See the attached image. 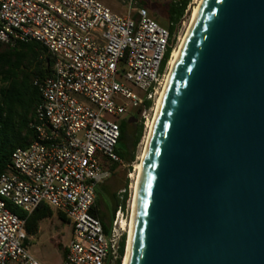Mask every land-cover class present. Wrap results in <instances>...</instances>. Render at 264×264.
I'll return each mask as SVG.
<instances>
[{"label": "water", "instance_id": "obj_1", "mask_svg": "<svg viewBox=\"0 0 264 264\" xmlns=\"http://www.w3.org/2000/svg\"><path fill=\"white\" fill-rule=\"evenodd\" d=\"M127 264H264V0L201 1L145 147Z\"/></svg>", "mask_w": 264, "mask_h": 264}, {"label": "built area", "instance_id": "obj_2", "mask_svg": "<svg viewBox=\"0 0 264 264\" xmlns=\"http://www.w3.org/2000/svg\"><path fill=\"white\" fill-rule=\"evenodd\" d=\"M137 2L126 0L121 15L99 0H0V44L35 41L51 58L50 73L34 79V139L13 150L0 175V264H41L24 244L31 239L25 219L7 203L27 214L44 204L65 217L71 232L62 264H116L120 257L124 207L108 232L91 212L96 185L110 176L97 155L124 164L115 152V118L135 108L146 128L174 49L168 29Z\"/></svg>", "mask_w": 264, "mask_h": 264}, {"label": "trees", "instance_id": "obj_3", "mask_svg": "<svg viewBox=\"0 0 264 264\" xmlns=\"http://www.w3.org/2000/svg\"><path fill=\"white\" fill-rule=\"evenodd\" d=\"M141 6H144L142 0H138ZM191 0H174L169 3L166 10L169 21L168 31L170 37L174 34L180 24L185 11ZM174 40V39H173ZM171 47H168L161 69L169 58ZM51 58L45 53L44 48L35 41L20 42L15 46L0 44V175L5 171L13 150L17 147L28 146L34 139V131L30 128L29 123L33 117L35 108L40 102V93L34 85V79L37 76H44L50 73ZM150 106L149 101L145 102ZM131 120L123 121L120 124V134L118 142H124L123 150L115 152L127 164L134 160V151L142 136V124L139 123L129 146L127 142V126ZM130 147V148H129ZM117 164L114 163L112 169ZM122 197L113 195L114 206L111 211V218L118 206L124 207L126 193ZM99 199L95 197L94 206L91 212L98 216L102 222L105 232H108L109 223L100 216ZM7 207L20 218L25 219L26 231L29 235L37 233L39 222L53 215V210L41 204L31 213L27 214L21 208L7 203ZM58 217L66 221L61 213ZM110 221V220H109ZM125 252V235L122 236L119 246V255L116 264H121L122 256Z\"/></svg>", "mask_w": 264, "mask_h": 264}, {"label": "rangeland", "instance_id": "obj_4", "mask_svg": "<svg viewBox=\"0 0 264 264\" xmlns=\"http://www.w3.org/2000/svg\"><path fill=\"white\" fill-rule=\"evenodd\" d=\"M106 6H108L113 12L117 14H126L128 11V5L126 0H99ZM142 3L151 18H153L156 22H158L161 26L168 28L169 21L167 19L166 10L170 2L174 0H142ZM197 1L199 0H191L185 14L178 25L176 32L174 34L173 46L176 48L180 42V39L185 36L192 12L196 7ZM140 2L133 4L132 6H138ZM122 66H119V71L121 72ZM168 69V68H167ZM167 73V72H166ZM155 107V106H154ZM154 108L152 111L148 112L149 120L153 117ZM137 115V109H128L125 114L120 115L115 118V120L121 124L123 121H127L130 117ZM144 118L138 114L137 120L130 122L127 126V142L130 146L135 128L141 123L142 124V136L137 144L134 151V160L128 165L125 160H123L124 164H117L114 169L112 166L114 165L107 157L98 154L97 159L99 163L106 169L110 171V176L105 181L98 183L95 187V192L97 198L99 199V211H103L105 214V219L112 225V222L115 218V212L111 218L112 207L114 206V198L113 195H117L121 198L123 191L126 193L125 205H124V216L126 218V222L124 225V235H125V248L128 237L127 230V222H129L131 218V209H132V201L134 196V179L133 177L129 178V173L134 175L135 169L133 170V166L136 165L140 161V157L144 148V139L146 135V128L144 125ZM125 147L124 142H119L116 145L118 151L123 150ZM130 148V147H129ZM136 157L137 160H136ZM58 212L53 210V215L49 218H45L39 222V229L37 233L33 235L31 239H27L24 244L26 246L27 251L41 264H62L63 253L65 246L68 244L70 239L71 232V224L67 221H63L58 217ZM110 220V221H109ZM120 231V230H119ZM125 256H122L121 264L123 262Z\"/></svg>", "mask_w": 264, "mask_h": 264}, {"label": "bare ground", "instance_id": "obj_5", "mask_svg": "<svg viewBox=\"0 0 264 264\" xmlns=\"http://www.w3.org/2000/svg\"><path fill=\"white\" fill-rule=\"evenodd\" d=\"M201 1L202 0L197 1L196 7H195V9L192 12V16H191V20H190L188 29H189V27H190V25L192 23V20H193V18L195 16L196 12L199 9ZM188 29H187V31H188ZM185 36H186V34H185ZM185 36H183L180 39V42H179L178 46L176 48H174L172 50V52H171V55H170V58H169V61H168L167 73H166V75L164 77V81H163V89L161 90L160 94L157 96V99L155 101L153 117L146 123V135H145V139H144V148H143L142 155L140 157V161L135 165V174L134 175H132V174L129 175V177H133V179H134V184H133L134 196H133V201H132L131 218H130L129 222H127V230L126 231L128 232V237H127L126 248H125V256H124L122 264H127L128 257H129L131 237H132V227H133L134 203H135V198H136L137 189H138V182H139V177H140V173H141L142 161H143V157H144L145 147H146V144H147V141H148V137H149L150 131L152 129L153 123H154V119H155V115H156L157 109H158L160 101H161L163 90L165 88L167 79H168V77L170 75L172 66H173V64H174V62L176 60V56H177L178 50L181 47Z\"/></svg>", "mask_w": 264, "mask_h": 264}, {"label": "flooded vegetation", "instance_id": "obj_6", "mask_svg": "<svg viewBox=\"0 0 264 264\" xmlns=\"http://www.w3.org/2000/svg\"><path fill=\"white\" fill-rule=\"evenodd\" d=\"M137 115H138V114H137ZM137 115H134L133 117H131V122L137 120ZM99 214H100V216H102V217L105 219V217H104L105 214L103 213V211H100Z\"/></svg>", "mask_w": 264, "mask_h": 264}, {"label": "crops", "instance_id": "obj_7", "mask_svg": "<svg viewBox=\"0 0 264 264\" xmlns=\"http://www.w3.org/2000/svg\"><path fill=\"white\" fill-rule=\"evenodd\" d=\"M98 210H99V208H98ZM106 220V219H105ZM67 221V220H66ZM68 222V221H67ZM38 229H39V226H38ZM38 231V230H37ZM31 236V238L33 237V235H30ZM64 254V253H63Z\"/></svg>", "mask_w": 264, "mask_h": 264}]
</instances>
